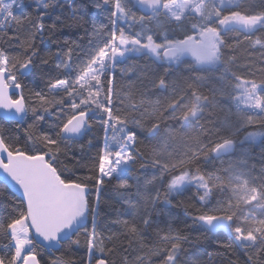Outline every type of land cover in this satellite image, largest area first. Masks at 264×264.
I'll list each match as a JSON object with an SVG mask.
<instances>
[{
    "label": "snow or ice",
    "instance_id": "6c2138e0",
    "mask_svg": "<svg viewBox=\"0 0 264 264\" xmlns=\"http://www.w3.org/2000/svg\"><path fill=\"white\" fill-rule=\"evenodd\" d=\"M32 3L0 0V264H190L179 197L264 264V0Z\"/></svg>",
    "mask_w": 264,
    "mask_h": 264
},
{
    "label": "trees",
    "instance_id": "16d2710c",
    "mask_svg": "<svg viewBox=\"0 0 264 264\" xmlns=\"http://www.w3.org/2000/svg\"><path fill=\"white\" fill-rule=\"evenodd\" d=\"M23 6L25 9L32 14L33 18L36 16L35 6L32 3V0H22ZM58 14V13H57ZM55 19V15L52 17ZM45 22L51 24V20L45 17ZM11 31V30H10ZM47 43V41H46ZM43 47V45H41ZM52 51H55V46L52 47ZM47 52V49H45ZM0 124H4L5 127L14 125L5 124L4 121L0 120ZM260 150L259 144L253 145L252 151L254 154H258ZM187 199L186 197H179L173 201L174 207L171 209L172 215L176 218L179 223L176 225L179 227L185 234L189 235L191 239L190 244L185 245L186 252L182 259L190 261V264H222V260L219 257H214L211 261H209L206 252L207 251H223V248H218L213 241L217 238L213 235L204 234L201 230L194 229L192 226L191 220L184 214L185 208L183 206L182 201ZM119 205L114 201L106 200L102 197L101 200V219H104L105 212H114L115 208H118ZM114 218V217H113ZM83 239V238H81ZM198 241V242H197ZM68 246L65 245L63 251H67ZM43 256L45 260H49L52 256H59L62 252H47L43 251ZM232 259H239L240 262H243L246 258L244 253L241 250H237L235 255L231 257ZM152 264H160V260L157 257L152 258ZM226 264V261L224 262Z\"/></svg>",
    "mask_w": 264,
    "mask_h": 264
}]
</instances>
